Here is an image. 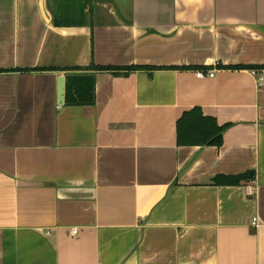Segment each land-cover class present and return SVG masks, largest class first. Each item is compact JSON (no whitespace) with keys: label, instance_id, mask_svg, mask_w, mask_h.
<instances>
[{"label":"crops","instance_id":"1","mask_svg":"<svg viewBox=\"0 0 264 264\" xmlns=\"http://www.w3.org/2000/svg\"><path fill=\"white\" fill-rule=\"evenodd\" d=\"M61 1L0 0V264H264V0H89L56 26ZM82 73L95 104L59 105ZM193 108L221 147L176 145Z\"/></svg>","mask_w":264,"mask_h":264},{"label":"trees","instance_id":"2","mask_svg":"<svg viewBox=\"0 0 264 264\" xmlns=\"http://www.w3.org/2000/svg\"><path fill=\"white\" fill-rule=\"evenodd\" d=\"M89 0H62L53 12V22L56 26L85 23V7ZM242 66L233 69H242ZM245 68V67H244ZM145 69L141 67L91 66L90 71L110 72L113 75L127 74L132 70ZM257 69V68H253ZM259 69V68H258ZM264 69V68H263ZM66 106H93L95 104L94 74H70L65 78ZM228 125L219 126L212 117L204 116L200 108L184 112L176 122V145L178 147H221L223 133ZM253 172L233 176L218 177L215 184L239 185L245 179H252Z\"/></svg>","mask_w":264,"mask_h":264},{"label":"built area","instance_id":"3","mask_svg":"<svg viewBox=\"0 0 264 264\" xmlns=\"http://www.w3.org/2000/svg\"><path fill=\"white\" fill-rule=\"evenodd\" d=\"M214 73L215 71H209V72H204L202 70H197L195 73L196 78L198 79H204V78H214ZM251 75L257 79V85L261 86L264 78V69H259V70H251ZM252 225L253 226H258V220L253 218L252 220ZM71 233H75V231H72Z\"/></svg>","mask_w":264,"mask_h":264},{"label":"water","instance_id":"4","mask_svg":"<svg viewBox=\"0 0 264 264\" xmlns=\"http://www.w3.org/2000/svg\"><path fill=\"white\" fill-rule=\"evenodd\" d=\"M49 5H52L51 0H49ZM64 95H65V78L61 77L58 83V104L59 105L62 104L64 100Z\"/></svg>","mask_w":264,"mask_h":264}]
</instances>
